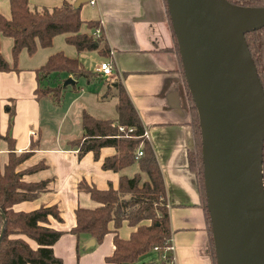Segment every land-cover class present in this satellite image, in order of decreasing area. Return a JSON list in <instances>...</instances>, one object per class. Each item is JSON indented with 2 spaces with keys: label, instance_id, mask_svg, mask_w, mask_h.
Instances as JSON below:
<instances>
[{
  "label": "crops",
  "instance_id": "0c3cea01",
  "mask_svg": "<svg viewBox=\"0 0 264 264\" xmlns=\"http://www.w3.org/2000/svg\"><path fill=\"white\" fill-rule=\"evenodd\" d=\"M28 2L35 7H52L59 6L62 0ZM0 14L10 17L9 0H0ZM80 18L100 23L110 52L107 58L100 56L92 69L95 70L100 61L110 59L113 63L111 76L100 75L90 82L85 80L92 88L77 89L75 86L82 77L75 78L65 72L53 73L43 84H61L60 99L55 101L50 96L36 99L35 95V70L57 52L54 46H38L33 54L22 50L30 57L25 58L21 51L17 70L0 71V94L4 97L0 99V171L9 158L4 136L8 128L7 107H11L14 110L11 137L15 153L28 150L31 142L37 143L36 149L17 166V170L23 172L25 182H47L46 189L37 198L16 203L13 209L30 211L40 206L57 207L60 220L49 217L47 226L62 232L52 245L54 255L62 260V264H114L105 260L114 249L112 223L108 226L111 231L100 243L89 234L77 236L72 233L76 225L75 210L99 205L80 186L116 189L120 175H134L138 171L137 165L121 172L103 169L104 158L115 153L113 147H102L95 158L91 151L80 156L71 142L82 136L83 111L102 120L117 117V97L111 82L119 78L145 128L146 138L163 175L175 264H214L211 228L198 167L196 162L194 167L191 165L195 160V133L186 98L187 84L166 1L94 0L92 5L88 2L81 5ZM82 31L88 32V29L83 27ZM38 49L45 52L38 55ZM63 50L65 55L77 57L82 63L92 60L93 52L77 53L75 50V54ZM38 57L42 58L41 61H36ZM6 59L12 65L11 51ZM21 61H26L25 65H20ZM69 77L74 83L65 84ZM6 98L12 99L6 102ZM41 163L43 165L38 170H28ZM134 228L124 221L117 234L127 239ZM91 238L94 244L86 246Z\"/></svg>",
  "mask_w": 264,
  "mask_h": 264
},
{
  "label": "trees",
  "instance_id": "16d2710c",
  "mask_svg": "<svg viewBox=\"0 0 264 264\" xmlns=\"http://www.w3.org/2000/svg\"><path fill=\"white\" fill-rule=\"evenodd\" d=\"M228 1L241 6H264V0ZM9 8V18L0 14V35L12 39L13 63L10 65L0 54V71L17 70L18 57L22 50L33 54L38 46L51 47L53 38L59 34L65 35L66 43L72 45L77 53L97 52L104 58L109 55V45L100 23L98 20L83 21L80 18L81 6L75 8L73 0H62L59 6L34 8H30L28 0H9ZM83 27L90 31L100 28V33L93 36L82 31ZM245 39L264 90V27L247 32ZM62 72L75 78L82 77L87 82L100 77L98 71L86 68L77 57H69L62 51H57L35 70L36 99L50 96L59 101L61 84L50 86L43 84V81L53 73ZM111 87L115 89L114 95L117 97L115 107L117 117L102 120L83 111L82 136L73 140L71 145L77 147L80 156L91 151L95 158H98L102 147H113L115 153L104 158L103 169L121 172L136 164L138 171L132 176L121 174L116 189L110 187L107 190H99L86 184L80 186L99 205L92 209L79 207L75 210L76 225L72 233L77 236L89 234L100 243L105 234L111 231L108 226L112 223L114 249L105 260L114 264H132L152 251L154 246L163 250L171 242L172 230L163 175L153 148L143 135L145 128L121 80L119 78L113 80ZM186 98L195 133V160L191 165L194 167V162L197 163L200 188L206 203L199 120L188 88ZM7 112L8 128L4 138L10 152L7 164L3 171H0V210L3 214H0V229L3 219L5 220L0 239V264H62V260L54 255L52 249V245L62 232L47 226L49 217L60 220L57 207L40 206L30 211L13 209L16 203L37 198L46 189L47 182L22 180L23 172L17 170V166L31 155L37 143L31 142L28 150L15 153L14 140L11 137L14 110L7 107ZM120 126L124 128L123 131L119 130ZM139 147L142 154L135 158ZM42 165L37 164L28 170H38ZM206 214L208 218L207 210ZM124 221L135 227L127 239L117 234Z\"/></svg>",
  "mask_w": 264,
  "mask_h": 264
},
{
  "label": "water",
  "instance_id": "95a60500",
  "mask_svg": "<svg viewBox=\"0 0 264 264\" xmlns=\"http://www.w3.org/2000/svg\"><path fill=\"white\" fill-rule=\"evenodd\" d=\"M165 1L198 114L216 264H264V90L245 39L264 27V6ZM4 226L3 219L0 239Z\"/></svg>",
  "mask_w": 264,
  "mask_h": 264
},
{
  "label": "rangeland",
  "instance_id": "374dc122",
  "mask_svg": "<svg viewBox=\"0 0 264 264\" xmlns=\"http://www.w3.org/2000/svg\"><path fill=\"white\" fill-rule=\"evenodd\" d=\"M30 5V8H34L35 6H34V4L33 3H31V4H29ZM90 30H88V32H89ZM90 33V32H89ZM11 39L10 38H8V37H4V36H0V51H1V54L3 55V57L6 59V58H8L9 56H10V51H11ZM52 46H54V48H55V50L54 51H61V50H63V49H65V50H63V51H65V53H69V51H71L70 53H74L75 52V48L71 45H68V44H66L65 43V41H64V35H62V34H59V35H56L54 38H53V41H52ZM68 48V49H67ZM67 49V50H66ZM68 51V52H67ZM37 52H39L38 53V55L39 54H41V52H45V51H39V49H38V51ZM22 54H23V56H25V58H29L30 56L25 52V51H22L21 52ZM20 53V54H21ZM75 54H76V52H75ZM92 54V57H91V59L92 60H89V59H87V60H84L83 61V65L86 67V68H88V69H92V68H94V66H95V63L97 62V61H99L100 60V55L97 53V52H93V53H91ZM38 55H36V56H38ZM66 55H69V54H66ZM41 56V55H40ZM32 57V56H31ZM39 59H40V61H41V57H38L37 59H36V61H39ZM7 60V59H6ZM28 60V59H27ZM28 62V61H27ZM24 63H26V61H21L20 62V65H25ZM65 82V81H64ZM185 83H186V80H185ZM99 87L101 86V85H98ZM185 86V85H184ZM77 89H79L80 87H84L85 89H89V88H92V86H90V84H88L87 85V83L85 82V79L84 78H80V80L78 81V84L75 86ZM4 97L3 96H1V94H0V99H3ZM8 98V97H7ZM6 98V102L7 101H9L10 102V99H12V98H10V99H7ZM14 101V100H13ZM10 104V103H9ZM0 109H1V106H0ZM4 109H3V107H2V112H4L3 111ZM13 123V122H12ZM264 160V159H263ZM129 170H131V168H129ZM262 170H263V172H264V164H263V168H262ZM128 172H131V171H128ZM156 260H157V254H156V252H154V251H150L149 253H147L146 255H144L143 257H141L138 261H136V262H134V263H132V264H149V263H151V262H156Z\"/></svg>",
  "mask_w": 264,
  "mask_h": 264
},
{
  "label": "built area",
  "instance_id": "2783aa9c",
  "mask_svg": "<svg viewBox=\"0 0 264 264\" xmlns=\"http://www.w3.org/2000/svg\"><path fill=\"white\" fill-rule=\"evenodd\" d=\"M89 4H94V0H88ZM100 33V28H95L91 31V34L93 36H98ZM96 71L99 72L100 75L108 77L111 76L113 73V63L111 62L110 59H105L102 60L98 63L96 69ZM119 130L123 131L124 128L123 127H119ZM130 131L132 130V128L129 129ZM143 135L146 137V131L144 130ZM142 154V150L139 147L137 149V155L135 158H137L138 156H140ZM154 252H156L157 254V260L156 262H151L149 264H175V254H174V246L172 244V242H170L168 245H166L163 250H159L157 246L153 247Z\"/></svg>",
  "mask_w": 264,
  "mask_h": 264
}]
</instances>
